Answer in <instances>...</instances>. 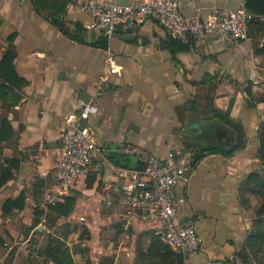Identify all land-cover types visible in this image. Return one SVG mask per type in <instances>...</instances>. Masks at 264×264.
Returning a JSON list of instances; mask_svg holds the SVG:
<instances>
[{
	"label": "crops",
	"instance_id": "obj_1",
	"mask_svg": "<svg viewBox=\"0 0 264 264\" xmlns=\"http://www.w3.org/2000/svg\"><path fill=\"white\" fill-rule=\"evenodd\" d=\"M78 1L41 5L49 14L65 4L57 15L61 31L35 10L34 0H0V60L11 46L20 83L8 94L0 85V129L8 124L0 140V176L11 177L0 187V264H169L148 253L159 224L121 205L122 180L107 164L140 167L135 149L165 157L191 139L198 148L216 144L222 150L197 160L188 181L175 188L176 221L192 218L203 240L182 264H264V239L255 242L264 236V216L257 215L264 204V162L257 157L264 24H251L250 40L238 44L212 35L182 43L151 20L129 34L108 36L86 27L89 17ZM178 1L182 14L206 16L233 10L242 0ZM109 54L120 66L117 74L109 73ZM104 77L94 100L97 114L87 120L99 151L69 191L68 214L58 215L61 207L44 212L42 194L54 185L63 119L92 98ZM190 112L219 126L192 138ZM237 130L244 133L243 147L225 154L237 143ZM251 174L257 176L248 179Z\"/></svg>",
	"mask_w": 264,
	"mask_h": 264
},
{
	"label": "built area",
	"instance_id": "obj_2",
	"mask_svg": "<svg viewBox=\"0 0 264 264\" xmlns=\"http://www.w3.org/2000/svg\"><path fill=\"white\" fill-rule=\"evenodd\" d=\"M246 1L242 0L233 10H213L206 16L182 14L178 0H142L129 4H115L110 0H79L78 7L89 17L88 29L103 31L108 36L113 32L129 34L151 20L163 28L169 38L182 43L203 40L212 35L230 44H238L250 40L251 24H264V14L249 11ZM106 64L110 74L119 72L120 66L112 54L107 56ZM107 81V77L99 80L92 98L85 103L79 102L76 110L67 113L63 119L59 137L60 157L52 170L54 185L42 194L44 212L65 203L70 189L87 173L94 154L99 151L95 132L87 120L97 114L94 100L100 97ZM134 152L142 164L140 167L119 168L107 164L114 176L122 180L121 205L143 221L157 222L159 225L154 234L185 261L189 254L201 250L203 240L192 218L182 223L176 221L174 191L179 184L188 181L196 162V150L185 146L169 152L165 157L147 154L140 149ZM45 224L46 219L42 215L43 228Z\"/></svg>",
	"mask_w": 264,
	"mask_h": 264
},
{
	"label": "trees",
	"instance_id": "obj_3",
	"mask_svg": "<svg viewBox=\"0 0 264 264\" xmlns=\"http://www.w3.org/2000/svg\"><path fill=\"white\" fill-rule=\"evenodd\" d=\"M44 3V5H48L50 6L51 3H55V0H34L33 4H34V8L35 10L43 15V17L48 20L49 22L53 23L55 26H57L61 31H63L62 28V21L57 17V15L63 11L64 9V3H59V6L55 9V11L53 13H49L46 14L44 11H42L41 5ZM50 3V4H49ZM246 8L251 11L254 14H264V0H247L245 3ZM11 41H9L10 43ZM105 47V46H104ZM13 56H14V51L13 48L11 46H9L4 54V56L2 57V59L0 60V81H1V86H7L9 87V89L7 90H2L4 92H6V94L13 92L14 89H19V84L17 83V78L15 71L13 69L12 66V60H13ZM18 96H15L16 101H18L19 99L17 98ZM217 116V115H216ZM220 120H224L228 125H230V122H228L226 120L227 115H222L220 114V116H217ZM223 121V122H224ZM5 130H8V124H3L2 128L0 129V140H2L3 137V133L5 132ZM237 143L235 145H233L230 149L225 150L224 149V153L225 154H231L232 152L240 149L243 147V139H244V133L242 132V130H237ZM209 134V132H207V134L205 136H207ZM217 136L216 134L213 135V140H217ZM221 138V137H219ZM191 139V138H190ZM207 139V138H206ZM190 142H187L186 146H192L197 153L196 156V161L199 160L200 158H202L204 155L206 154H213V153H218L222 150V148H219L218 145H207L205 147H197L196 143L194 142V140H189ZM257 157L261 162H264V125L260 128L259 132H258V150H257ZM254 176H257V174H251L248 179L253 178ZM10 175L7 172H3L0 176V187L1 185H3L8 179H10ZM259 187L261 188L262 185L259 184ZM61 207V209H60ZM52 210H58V215H67L68 212L70 211V206L68 205V203L61 204V205H57L55 207L51 208ZM257 215L259 217L264 216V204L261 205V207L257 210ZM156 236V235H155ZM153 237V241H152V245L151 248L149 250V255H154L157 256L158 258H160L162 260V262H167L169 264H182L183 263V259L179 254H176L174 252H172L171 250H169L158 238V236ZM264 239L263 235H258L255 242H258V244ZM258 250V249H256Z\"/></svg>",
	"mask_w": 264,
	"mask_h": 264
},
{
	"label": "water",
	"instance_id": "obj_4",
	"mask_svg": "<svg viewBox=\"0 0 264 264\" xmlns=\"http://www.w3.org/2000/svg\"><path fill=\"white\" fill-rule=\"evenodd\" d=\"M107 30V27L105 28ZM123 40H130L133 39L132 35H125L121 36ZM188 110L191 111V105H187ZM187 126H188V133L192 138H196L199 135L204 134L208 130H210L213 126H219V123L217 121L213 122H206L203 121L198 113L190 112L187 116ZM236 143V140L234 141V144Z\"/></svg>",
	"mask_w": 264,
	"mask_h": 264
},
{
	"label": "rangeland",
	"instance_id": "obj_5",
	"mask_svg": "<svg viewBox=\"0 0 264 264\" xmlns=\"http://www.w3.org/2000/svg\"><path fill=\"white\" fill-rule=\"evenodd\" d=\"M75 242H76V238H75V236H72L71 240H70V243L77 245V243H75Z\"/></svg>",
	"mask_w": 264,
	"mask_h": 264
}]
</instances>
